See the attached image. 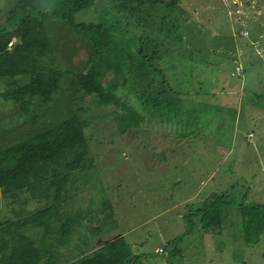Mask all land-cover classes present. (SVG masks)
<instances>
[{"label": "rangeland", "instance_id": "obj_1", "mask_svg": "<svg viewBox=\"0 0 264 264\" xmlns=\"http://www.w3.org/2000/svg\"><path fill=\"white\" fill-rule=\"evenodd\" d=\"M16 2L0 0V26L8 17L7 8ZM102 9L84 10L76 20L103 22ZM169 13L190 21L182 25L186 56L179 57L181 69L195 61V79L189 86L193 97L182 95L183 111L172 115L181 124L180 134L174 126L167 136L149 126L123 135L117 132L114 107H103L100 113L90 96L81 103L75 73L88 67L90 43L49 19L44 26L65 74L50 103L35 97L24 111L0 97V151L90 104L97 115L91 119L106 115L97 122L106 129L92 138L93 166L79 169L76 174L82 175H74L68 186L72 205H80L93 219L85 218L83 224L99 227L103 239L125 233L133 252L146 254V264H264V235L259 244L254 245V235L247 241L244 217L246 211L248 220L258 213L264 225V0H182L179 10ZM123 15L120 21L117 15L104 19L112 38L121 36L122 42L135 37ZM238 62L244 73L234 77ZM171 79L179 86L184 80ZM29 81L24 75L4 77L0 90ZM30 195L26 191L20 202L5 203L0 216L25 217L26 210L38 206L32 198L20 217L13 210ZM204 213L210 220L217 218V225L207 227ZM165 245V253L155 251Z\"/></svg>", "mask_w": 264, "mask_h": 264}, {"label": "trees", "instance_id": "obj_2", "mask_svg": "<svg viewBox=\"0 0 264 264\" xmlns=\"http://www.w3.org/2000/svg\"><path fill=\"white\" fill-rule=\"evenodd\" d=\"M100 1L17 0L0 26V79L24 75L30 81L0 90V97L16 102L24 111L35 97L44 103L53 100L65 74L44 26L53 19L90 43L88 67L75 73L81 103L90 96L100 113H104L103 107H114L111 112L117 132L123 135L134 129L146 131L149 126L163 130L166 136L174 126L180 134L181 124L172 115L182 113V95L191 93L189 86L195 79V66L191 65L195 61L183 69L178 62L179 57L186 56L182 25L189 24V18L169 13L173 8L179 10L182 0H110L103 6ZM94 6L103 8V22L76 20L79 13ZM123 13L127 30L135 35L124 42L121 36L112 38L109 27H104L106 16L117 15L120 21ZM239 35L243 37L241 32ZM239 65L241 73L232 76L243 75L242 62L232 73ZM171 69L175 71L170 73ZM174 75L184 78L180 86ZM93 111L90 104H82L79 114L0 151V212L5 203L20 202L26 191L31 195L13 212L20 217L26 209L24 203L31 198L38 203L35 209L25 211V217L13 220L0 216L5 218L0 221V264H146V254L134 253L126 235L112 234L103 239L99 227L83 224L90 213L72 205L74 199L68 194L70 179L82 175L76 172L93 166L90 150L94 133L106 129L97 123L106 115L91 119L96 115ZM247 215L248 211L244 215L246 240L251 241L254 235V245L259 244L264 235L263 217L256 213L248 220ZM204 220L209 228L219 222L217 218L210 220L209 215L206 218L205 213ZM28 226L42 229L28 230Z\"/></svg>", "mask_w": 264, "mask_h": 264}, {"label": "built area", "instance_id": "obj_3", "mask_svg": "<svg viewBox=\"0 0 264 264\" xmlns=\"http://www.w3.org/2000/svg\"><path fill=\"white\" fill-rule=\"evenodd\" d=\"M10 45H12V43H10ZM241 71H242V67H241V65H239V66H237L236 69L234 70L233 75H235V74L239 75V74L241 73ZM160 251H161V252H165V251H164V248H163V249H160Z\"/></svg>", "mask_w": 264, "mask_h": 264}, {"label": "crops", "instance_id": "obj_4", "mask_svg": "<svg viewBox=\"0 0 264 264\" xmlns=\"http://www.w3.org/2000/svg\"><path fill=\"white\" fill-rule=\"evenodd\" d=\"M12 8H7V14L9 13V11L11 10ZM6 10V9H5ZM9 84V83H8ZM123 235L125 234V233H122ZM122 234H120V235H122ZM166 246V245H165ZM165 246H162V247H165ZM162 247H160V248H162ZM160 248H155V251H159V249ZM165 249H167V248H165ZM66 250V249H65ZM167 251V250H166ZM165 253V252H164Z\"/></svg>", "mask_w": 264, "mask_h": 264}, {"label": "clouds", "instance_id": "obj_5", "mask_svg": "<svg viewBox=\"0 0 264 264\" xmlns=\"http://www.w3.org/2000/svg\"><path fill=\"white\" fill-rule=\"evenodd\" d=\"M164 248V247H163Z\"/></svg>", "mask_w": 264, "mask_h": 264}]
</instances>
